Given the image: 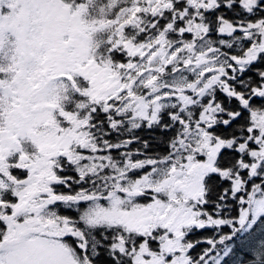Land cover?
Returning <instances> with one entry per match:
<instances>
[{"label": "snow or ice", "instance_id": "obj_1", "mask_svg": "<svg viewBox=\"0 0 264 264\" xmlns=\"http://www.w3.org/2000/svg\"><path fill=\"white\" fill-rule=\"evenodd\" d=\"M0 264H264V0H0Z\"/></svg>", "mask_w": 264, "mask_h": 264}]
</instances>
